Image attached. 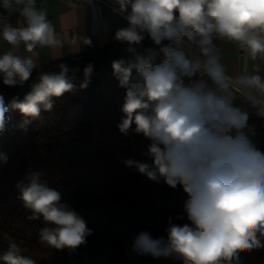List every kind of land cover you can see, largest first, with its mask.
Returning a JSON list of instances; mask_svg holds the SVG:
<instances>
[{"label":"clouds","instance_id":"clouds-1","mask_svg":"<svg viewBox=\"0 0 264 264\" xmlns=\"http://www.w3.org/2000/svg\"><path fill=\"white\" fill-rule=\"evenodd\" d=\"M127 13L128 27L118 29L114 40L125 46L130 54L112 61L113 76L119 87L126 89L123 113L117 127L127 136L131 131L151 141L147 155L152 163L132 158L124 159L127 167H134L149 180H163L171 188L177 185L189 196L184 214L191 225L172 223L163 237L153 239L141 232L132 250L154 258L180 257L183 264H238L239 253L264 247V151L251 139L254 129L248 124L246 111L234 106L226 96L206 90L203 83L184 86L180 76H193L203 66L209 77L223 85L225 73L217 57L212 54L213 34L239 42L253 60L264 58V0H116ZM18 6L23 24L5 23L0 38L7 45L26 53L21 56L9 49L0 55V76L9 87L23 86L39 69L38 47L61 44L47 12L37 7V0H0L7 12ZM130 7V12L128 11ZM182 35L197 36L200 60L189 59L184 51L163 47L167 59L153 66L140 54L138 46L145 38L160 45L163 40L179 41ZM85 44L91 40L85 38ZM58 72H39L23 100L13 97L6 105L0 94V133L9 124L10 111L18 110L24 119L19 127L25 129L43 111H51L53 98L75 90L65 63ZM94 64L84 68L86 88ZM133 69L139 80L132 81ZM241 76L236 83L243 89L254 90L264 97V79L258 74ZM180 73V76L177 73ZM256 114L264 117V99L249 93ZM135 128H132V125ZM7 154L0 152V163L6 164ZM43 173L30 172L27 183L17 184L26 209L40 216L51 227L39 230L40 243L57 250H75L86 244L92 230L86 221L67 204L61 203V193L42 179ZM183 219V216L178 217ZM2 264H36L21 254L16 243L0 255Z\"/></svg>","mask_w":264,"mask_h":264},{"label":"trees","instance_id":"trees-1","mask_svg":"<svg viewBox=\"0 0 264 264\" xmlns=\"http://www.w3.org/2000/svg\"><path fill=\"white\" fill-rule=\"evenodd\" d=\"M199 39L182 35L179 42L202 58ZM163 47L147 37L138 46L153 66L167 59ZM122 57L127 61L130 54L113 56L104 48L34 69L22 87L6 86L0 79L6 105L13 97L23 100L39 72H58L60 63L67 64L76 86L74 91L53 98V109L42 110L25 129L19 127L24 117L18 110L6 114L9 124L0 133V152L8 156L6 164L0 163V255L16 243L21 254L36 264H160V258L134 252V238L148 232L153 239L163 237L166 241L169 218L174 224L191 225L184 214L189 196L182 186L173 189L163 180L153 182L123 163L128 158L149 164L152 160L145 155L149 139L131 130L125 136L117 127L126 89L118 86L111 64ZM89 62L94 64L93 72L87 87L81 88ZM137 80L133 69L132 81ZM228 94L225 89L218 96ZM34 171L42 172V179L61 193V203L86 221L92 230L86 244L75 250H57L40 243L39 230L51 225L42 216L29 219L32 213L19 199L17 188L19 182L27 183V175ZM181 216L183 219H178ZM261 242L264 244V239ZM254 251L264 256V247Z\"/></svg>","mask_w":264,"mask_h":264},{"label":"crops","instance_id":"crops-1","mask_svg":"<svg viewBox=\"0 0 264 264\" xmlns=\"http://www.w3.org/2000/svg\"><path fill=\"white\" fill-rule=\"evenodd\" d=\"M37 7L47 12L48 19L61 41V44L56 47L35 49L39 52L40 67L70 56L91 53L104 48H107L109 54L113 56L126 52L125 46L114 40V34L118 29L128 27V21L123 15L113 13L105 6L91 0H37ZM5 23L13 26L23 24V17L18 11V6L14 5L11 12L0 7V29ZM85 38L91 40V44H85ZM240 48L239 42L213 35L212 54L217 57L229 79L236 83L237 78L241 76L257 74L254 70L255 65H258V74L264 79V58L258 55L257 59L253 60L249 53H242ZM9 49L21 56L30 55L26 53L23 44L19 48H13L0 38V55L5 54ZM202 59L205 58L202 57ZM177 75L180 76V73L178 72ZM180 79L184 86L189 87L196 83H203L206 90H211L217 95L227 89L229 91L227 97L232 104L248 113V124L254 129V135L250 134L251 139L253 141L258 139L260 145L257 147L264 151V117L256 114L257 107H253L252 101L246 95L226 82L223 85H217L207 72L202 70L197 71L191 77L180 76ZM247 91L264 99L254 90ZM160 264H183V260L178 256L160 257ZM238 264H264V256H259L254 250L239 253Z\"/></svg>","mask_w":264,"mask_h":264},{"label":"built area","instance_id":"built-area-1","mask_svg":"<svg viewBox=\"0 0 264 264\" xmlns=\"http://www.w3.org/2000/svg\"><path fill=\"white\" fill-rule=\"evenodd\" d=\"M91 1L96 2L98 4H101V5L105 6L106 8H108L113 13H117V14L123 15L124 17L127 15V13H119L118 11H113L114 8H116V9L119 8V5L116 3V0H91ZM161 44L164 45L165 47L170 46V47H173V48H175L177 50L184 51L185 54L188 56L189 59L200 60L201 63L203 64V59L201 57H199L198 55H196L194 52L190 51L188 48H186L184 45H182L179 41L177 42V41H174V40L173 41L163 40L161 42ZM240 51L242 53H244V54H247L248 53L242 47L240 48ZM200 70H202L203 72H206L205 69L203 68V66L200 68ZM224 82H226L231 87H235L236 89H238L241 93H243L244 95H246L250 99V95H249L250 92L247 91L246 89H243L239 84H237L234 81H232L231 79H229V77H227L226 75H225V81ZM251 95L252 96H256V95H254L252 93H251ZM256 98L257 99H261V98H259L257 96H256ZM253 142L255 143L256 146H259L260 145V141L258 139H254Z\"/></svg>","mask_w":264,"mask_h":264}]
</instances>
